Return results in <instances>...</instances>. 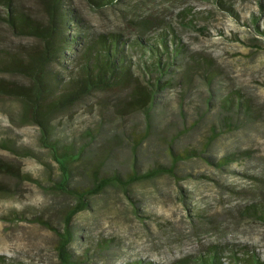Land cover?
I'll use <instances>...</instances> for the list:
<instances>
[{"label":"rangeland","instance_id":"obj_1","mask_svg":"<svg viewBox=\"0 0 264 264\" xmlns=\"http://www.w3.org/2000/svg\"><path fill=\"white\" fill-rule=\"evenodd\" d=\"M12 2L30 13L40 12L38 0ZM222 2L231 10L214 0H124L102 10L85 0H70L96 32L134 34L144 22L171 25L193 56L213 61L220 71L215 83H221L223 91H241L253 112L252 118L240 120L238 129L211 138L218 113L217 108L209 110L219 97L196 77L183 105L179 89L161 94L164 115L150 128L141 114L115 115L112 107L120 98L115 93H96L60 115L57 121L62 130L75 134L85 148L84 161L74 172L76 178L97 163L99 167L106 163V174L118 171L127 176L132 147L138 148L137 170L141 172L154 161L170 166L173 153L184 148L198 149L203 155L180 162L174 167L175 174L126 188H108L90 200L88 210L70 222L78 235L70 248L78 257L77 264L137 260L172 264L219 245L246 247L264 262V222L245 213L248 204L264 201V39L251 23L253 16L264 21V10L259 0ZM3 10L0 5V13ZM33 42L15 37L0 21V43L4 46ZM19 111L13 101L0 102V126L24 148L16 155L0 150V158L12 161L43 186L0 177L11 188L10 195L0 194V256L8 263L61 264L59 233L75 200L48 188L58 180L60 171L39 144V128L18 122ZM88 129L95 132L93 142L85 135ZM230 154L239 155V159L217 166ZM15 212H24L27 218L12 220ZM102 240L122 245V251L89 247ZM86 247L95 251L89 252L88 261L79 257ZM111 253L117 258H111Z\"/></svg>","mask_w":264,"mask_h":264},{"label":"trees","instance_id":"obj_2","mask_svg":"<svg viewBox=\"0 0 264 264\" xmlns=\"http://www.w3.org/2000/svg\"><path fill=\"white\" fill-rule=\"evenodd\" d=\"M85 1L94 9L102 10L115 7L124 0ZM214 1L218 6L231 10L222 0ZM0 5L4 7L0 21L11 33L20 39L34 40L32 44L13 47L0 43V102L17 103L20 108L18 122L39 128V144L60 171L58 180L48 188L53 193L75 200V207L67 212L59 233L61 264L79 262L75 252L70 251L78 237L70 222L75 215L88 210L90 200L95 196L108 188H126L143 180L175 174L174 167L180 162L203 155L198 149L184 148L173 153L170 166L154 161L147 171L141 172L137 170L138 148L132 147L131 169L127 176L118 171L106 174L103 172L106 163L101 167L97 163L90 164L85 172L80 171L81 176L76 178L74 172L84 161L85 148L78 143L75 134H66L62 130L59 126L62 124L57 121L60 115L96 93H115L120 98L112 107L114 114L121 118L129 113L141 114L150 128L164 115L163 104L159 101L161 94L179 89L183 105L189 86L196 77H200L210 87L209 91L219 97L209 110L212 112L217 108L215 112L218 113L211 138L238 129L241 119L253 116L252 106L244 94L228 87L227 91H223L222 84L215 83L219 81L220 71L213 61L193 56L181 35L169 24L144 22L137 26L134 34L96 32L72 7L70 0H38L40 12L37 14L17 6L12 0H0ZM259 5L264 10V0H259ZM258 21L264 25L261 18L251 17V23L264 39V29ZM206 104L209 106L211 103ZM97 128L100 131L102 124L99 123ZM85 135L89 142L96 139L92 129H88ZM139 144L142 145L141 142ZM23 149L0 126V150L16 155ZM25 154L30 156L31 151ZM232 159H239V155L230 154L222 159V164H216L229 165ZM0 177L43 186L31 174L24 173L19 166L4 158H0ZM10 192L11 188L0 181V194L10 195ZM245 213L249 218L264 222V201L248 204ZM11 217L20 221L27 218L24 212H15ZM89 247L122 251V245L105 240ZM236 247L212 246L199 256L172 264H264L254 251ZM90 251L95 252L88 251L86 247L85 254L79 257L88 261ZM112 257L117 258L114 253H111ZM0 264L19 263H8L0 256ZM126 264L153 263L137 260Z\"/></svg>","mask_w":264,"mask_h":264}]
</instances>
